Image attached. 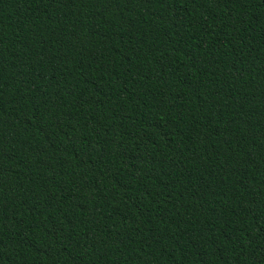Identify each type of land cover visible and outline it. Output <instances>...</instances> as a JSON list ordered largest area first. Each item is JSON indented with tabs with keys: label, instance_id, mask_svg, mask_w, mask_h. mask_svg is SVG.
<instances>
[{
	"label": "trees",
	"instance_id": "1",
	"mask_svg": "<svg viewBox=\"0 0 264 264\" xmlns=\"http://www.w3.org/2000/svg\"><path fill=\"white\" fill-rule=\"evenodd\" d=\"M0 264H264V0H0Z\"/></svg>",
	"mask_w": 264,
	"mask_h": 264
}]
</instances>
